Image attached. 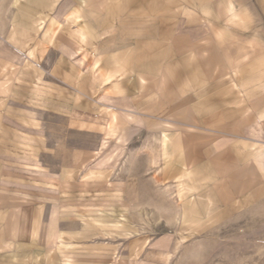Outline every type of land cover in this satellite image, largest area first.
<instances>
[{
    "label": "rangeland",
    "instance_id": "374dc122",
    "mask_svg": "<svg viewBox=\"0 0 264 264\" xmlns=\"http://www.w3.org/2000/svg\"><path fill=\"white\" fill-rule=\"evenodd\" d=\"M42 1L0 25V264H264V0Z\"/></svg>",
    "mask_w": 264,
    "mask_h": 264
},
{
    "label": "crops",
    "instance_id": "0c3cea01",
    "mask_svg": "<svg viewBox=\"0 0 264 264\" xmlns=\"http://www.w3.org/2000/svg\"><path fill=\"white\" fill-rule=\"evenodd\" d=\"M37 1V0H35ZM42 1V0H41ZM43 2V1H42ZM35 4L37 2H34ZM24 9L28 8V5L23 6V0H0V25H6V26H12L14 24L13 18H12V10L13 9ZM5 35V40H12L11 37H7L5 33H3V30L0 29V40L2 39V35ZM81 39L85 41V35L80 32ZM14 40V39H13Z\"/></svg>",
    "mask_w": 264,
    "mask_h": 264
}]
</instances>
